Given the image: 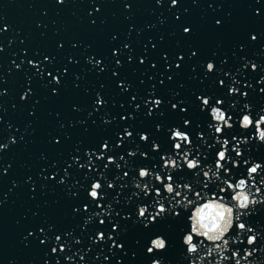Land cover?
<instances>
[{
    "label": "water",
    "instance_id": "obj_1",
    "mask_svg": "<svg viewBox=\"0 0 264 264\" xmlns=\"http://www.w3.org/2000/svg\"><path fill=\"white\" fill-rule=\"evenodd\" d=\"M230 87L239 91L229 94ZM261 89L264 0H178L175 6L171 0H0V144L8 145L0 149V264H150L159 257L189 264L182 236L190 210L154 176L140 180L138 169L168 182L162 155L180 159L173 127L190 134L201 167L214 169L221 145L209 128L210 106L201 110L198 99L208 96L212 104L222 99L218 106L233 117L234 127L220 137L231 142V159L222 162L231 175H220H246L244 160L264 162V143H241L237 157L232 136L254 133V127L242 130L238 118L245 103L253 115L264 109ZM181 165L171 175L177 185H192L189 198L195 191L230 198V191L219 192L222 180L206 181L200 169ZM94 181L103 185L97 199L88 195ZM137 182L149 184L147 195ZM161 200L169 211L152 222ZM140 204L149 208L145 217L137 215ZM245 223L261 233L250 259L264 264V203L249 210ZM251 234L242 233L233 249L243 255ZM156 235L166 238L167 249L149 254Z\"/></svg>",
    "mask_w": 264,
    "mask_h": 264
},
{
    "label": "clouds",
    "instance_id": "obj_2",
    "mask_svg": "<svg viewBox=\"0 0 264 264\" xmlns=\"http://www.w3.org/2000/svg\"><path fill=\"white\" fill-rule=\"evenodd\" d=\"M62 3L63 0H60ZM159 3L160 0H157ZM178 0H171V4L175 6ZM126 7H128L126 5ZM219 23V21H217ZM184 31L187 33L190 31L189 28H185ZM252 39L255 40L256 36L253 35ZM194 54V53H193ZM206 70L211 72L215 69V64L212 61L207 62ZM256 64H252V68L255 69ZM223 81H221V84ZM239 90L234 87L229 88V94L236 93ZM264 91V89H261ZM247 96V93H243ZM198 99L202 101L201 110H205L210 106V116L213 123L209 124V128H213L217 135V142L220 143V150L216 153L217 159L215 160V167L213 169L212 165H205L201 167L202 161L196 157L192 156L191 145L192 140L190 134L183 131L179 127H173L170 129L171 136L170 139L174 141L173 149L180 159L172 154H164L161 159L163 160V167L169 169V175H167V183L164 182L165 177H163L159 172L153 173L151 169L147 167H140L138 169V176L140 180H148L154 176L157 183L163 184V190L169 196L174 193L173 199H175L176 204L182 207L184 210L189 211L187 220L189 222V229L184 232L182 236V244L186 248V252L183 253L185 258L189 259V264H227L228 261H234V264H254V261L250 259L253 254L257 251L254 245L257 243L258 238L261 233L257 232L254 228H251L247 223H245V217L249 214V210L254 206L264 203V162L246 159L244 164L247 165L246 175H241L238 178H222L220 173L223 171L226 175H231L230 169L225 167L223 161L230 160L229 156V145L230 141L227 138L220 140L224 130L231 129L234 127L233 117L227 113V111L218 105H223L222 99H217L215 104L211 103V97L199 96ZM99 102V101H98ZM156 105L162 103L161 100L156 99ZM172 107L175 109L176 105L173 104ZM251 105L245 103L243 114L238 118L239 126L242 130H249L254 127V133L251 137L245 136L242 138H237L232 136V141H237L236 144H232V151L235 152L237 157L242 156L243 149L241 148V143H248L249 140H255L257 143H264V109L256 112L253 115L251 111ZM190 121L184 120V125L188 126ZM159 125L157 128L159 129ZM127 131V130H126ZM127 135L131 136L132 133L127 131ZM202 135V134H198ZM141 140H147V134H140ZM13 142H15L13 140ZM188 147L185 148L184 146ZM7 144H0V149H6ZM107 148V144L103 145ZM159 144L153 142V149L158 150ZM134 155L135 153H130ZM199 155V153L197 154ZM191 157V158H190ZM123 158V157H122ZM109 161L114 158L109 157ZM181 161L183 165L187 167L188 170L195 171L200 169L203 173V177L206 181L222 180L224 187L219 188L220 193L231 192L230 198L226 195H218L216 192L208 193L200 191L194 192V198H189V193L192 192V185L185 183L183 185H177L172 171L181 168ZM233 167L239 166L237 160L231 161ZM119 167V165H118ZM206 169V170H205ZM127 175V173L125 174ZM257 177H259V183H257ZM103 185L99 181H94L91 185V189L88 193L90 198L97 199L101 195L100 189ZM109 187H112L111 182H109ZM136 188H142L145 191V195L148 194L149 184H141L137 182L135 184ZM205 188L208 184L205 183ZM177 188L183 190V196L181 191ZM156 195H161V189L156 188ZM182 197L181 199H176ZM169 211L165 203L161 201L156 202V211L151 214L149 219L154 222L157 217H163ZM149 212L147 205L140 204L137 206V215L139 217H145ZM175 215H180L179 211L175 212ZM101 223L104 221L101 219ZM147 226V224L145 225ZM115 227V226H114ZM237 230V235H232L233 229ZM245 232H251V235H247V245L243 249V255L239 248L233 249L232 245L236 243H242L241 234ZM98 239H103L104 234L98 233ZM111 238V236H109ZM60 239L59 236L56 238ZM168 246V241L163 235H156L152 237L149 241V246L146 251L149 254H155L156 252L165 251ZM123 247V245H119ZM63 250V246L61 247ZM56 249L53 248V252ZM228 253H231L229 255ZM67 259H71L70 257ZM84 257L81 256V260ZM150 264H164V258H153Z\"/></svg>",
    "mask_w": 264,
    "mask_h": 264
}]
</instances>
